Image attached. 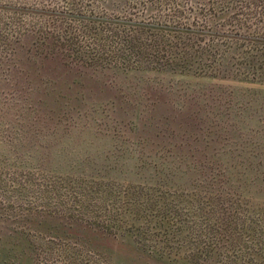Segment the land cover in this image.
I'll return each mask as SVG.
<instances>
[{
    "label": "rangeland",
    "instance_id": "374dc122",
    "mask_svg": "<svg viewBox=\"0 0 264 264\" xmlns=\"http://www.w3.org/2000/svg\"><path fill=\"white\" fill-rule=\"evenodd\" d=\"M0 264H264V0H0Z\"/></svg>",
    "mask_w": 264,
    "mask_h": 264
},
{
    "label": "trees",
    "instance_id": "16d2710c",
    "mask_svg": "<svg viewBox=\"0 0 264 264\" xmlns=\"http://www.w3.org/2000/svg\"><path fill=\"white\" fill-rule=\"evenodd\" d=\"M150 9V8H149ZM248 8H246L247 10ZM136 26H139L135 29L137 30H133L131 31L126 37L127 39V42L129 43V45L132 43V45H134V43L136 42V36L139 35V31H141V27L143 25L141 24H138ZM211 24L209 25V30L208 31H212V32H215V33H227L226 30H223V29H217V28H211ZM192 28H187V30H190L191 31ZM75 44H76V40H75V37L73 36V34H70V35H62L61 33H58V58H61V60H65V61H68L70 62V64H76V65H85V64H93L92 62H94L95 64L98 63L96 62V60L94 58H91V56H88V55H82L80 56L78 54V50L75 49ZM189 43H185L184 46H187L185 47L186 48V53H188V55L186 56V60L187 62H191V61H197V60H193V54L190 53L189 54V51L188 49H191L193 45H189ZM99 48V47H98ZM100 49V48H99ZM189 59V57H191ZM98 60V59H97ZM64 62V61H63ZM216 69H220V64H218L216 66Z\"/></svg>",
    "mask_w": 264,
    "mask_h": 264
}]
</instances>
